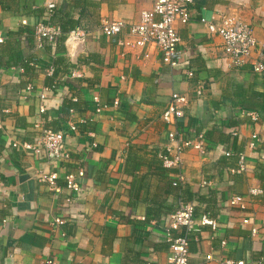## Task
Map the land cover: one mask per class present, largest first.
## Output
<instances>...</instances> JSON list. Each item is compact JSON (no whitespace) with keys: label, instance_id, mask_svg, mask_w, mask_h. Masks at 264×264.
Here are the masks:
<instances>
[{"label":"crops","instance_id":"crops-1","mask_svg":"<svg viewBox=\"0 0 264 264\" xmlns=\"http://www.w3.org/2000/svg\"><path fill=\"white\" fill-rule=\"evenodd\" d=\"M2 1L9 8L0 0L4 42L22 33L9 47L0 43V264H168L165 231L181 202L218 224L189 234V264L264 260V72L234 66L223 39L202 22L240 16L254 31V57L264 61V0H193L190 22L176 26L182 61L174 68L156 45L124 48L125 33L107 38L100 28L104 20L139 22L153 0ZM48 2L56 5L52 16ZM43 16L63 25L64 41L40 44L33 29ZM76 28L82 33L72 39ZM53 86L58 92L43 102ZM173 93L188 99L176 125L162 119ZM95 97L107 107L97 112ZM69 120L78 132L65 140L68 158L23 147L42 127L68 130ZM175 130L195 142L202 136L205 152L188 148L182 164L168 168L160 154ZM80 170L75 195L65 177ZM53 173L54 186L42 180ZM234 196L242 204L231 205Z\"/></svg>","mask_w":264,"mask_h":264},{"label":"built area","instance_id":"built-area-1","mask_svg":"<svg viewBox=\"0 0 264 264\" xmlns=\"http://www.w3.org/2000/svg\"><path fill=\"white\" fill-rule=\"evenodd\" d=\"M192 2L193 0H153L152 9L143 11L139 22L128 24L124 20H104L100 28L107 38L125 33V37L119 40V45L124 48H143L149 44L156 45L162 53L163 62L174 68L182 61V53L178 49L180 37L176 26L177 24L186 25L190 22L189 8ZM46 9L49 12L48 14L52 16L56 5L48 2L46 3ZM202 22L206 25L210 35H217L223 39L224 53L234 66L242 67L245 64H252L255 72H264V61L254 57L257 40L250 24L236 14L223 15L217 24L206 19H203ZM23 23H26V21L24 20ZM81 33L82 31L76 28L70 33L69 37L74 39ZM62 34V28L50 22L46 23L43 20H39L34 25V35L40 44H55ZM4 40V36L0 33V43H3ZM186 74L189 77L193 76L191 71ZM72 75L77 76L76 72H73ZM51 90L52 88H46L41 94L40 97L43 102L47 98V93ZM198 93L201 94V91L199 90ZM94 101L97 103V112L107 107V105H100L98 97H95ZM187 103L188 99L185 95L173 93L168 106L163 111V121L167 124L176 125L178 120L184 115L183 108ZM114 105H119L118 99L114 101ZM45 110V106L41 105L39 111L44 113ZM41 129V134L36 141L23 143V147L36 153L45 151L50 158L55 160L68 158L69 155L64 150L65 140L67 135L78 132L77 124L69 120L68 130L57 131L47 127H42ZM167 138L168 142L165 145V152L160 154V158L164 166L168 168L179 167L182 164L183 151L188 148H195L201 153L205 152L202 136H200L198 142H195L190 139H184L175 130L170 131ZM252 138L255 140L257 136L253 135ZM93 146H96V144L94 143ZM253 147L254 144L251 143L250 148ZM226 155L229 156L230 153L227 152ZM245 167L246 156L241 154L239 170H244ZM77 176H84L83 171L80 170L78 175L69 173L65 177L66 187L75 195L81 192ZM57 177V174L53 173L48 177L43 176L42 180H47L54 186ZM1 188L2 184L0 182ZM251 193L259 194L261 190L253 189ZM72 200L70 197L67 202L71 203ZM242 202L243 198L241 196H234L230 200L231 205L242 204ZM63 223L64 220L61 218L55 220V224L62 225ZM244 223H248V220H245ZM217 225L214 219L205 214L197 219L193 203H179L176 210L171 214L170 223L165 231L167 241L170 242L168 264H189V234L196 231L198 227L211 226L216 229ZM183 229L185 233H179ZM253 232L255 233L256 230H253ZM48 264L54 263L49 262ZM220 264H245V262L242 260H224ZM255 264H264V260H257Z\"/></svg>","mask_w":264,"mask_h":264},{"label":"trees","instance_id":"trees-1","mask_svg":"<svg viewBox=\"0 0 264 264\" xmlns=\"http://www.w3.org/2000/svg\"><path fill=\"white\" fill-rule=\"evenodd\" d=\"M1 4H2V6L4 7V8H6V9H9L8 8V4H6V3H3V1L1 0ZM32 10V9H31ZM28 13L29 14H34V11L32 10L31 12H29L28 11ZM26 14H27V12H26ZM28 15V14H27ZM39 15V14H38ZM42 20L44 21V22H49V20H47L46 19V17L45 16H43V18H42ZM62 32H63V34L58 38V42H61V40L62 41H64V39L66 38V33L67 32H65V28L63 27V25H62ZM22 33V31H21V29H19L18 31H15V32H10L9 33V35L11 36V37H14V38H16V37H18L20 34ZM33 33H34V29H33ZM11 37L6 41V42H4V44H7L8 45V43H9V40L11 39ZM17 39V38H16ZM16 41V40H15ZM8 42V43H7ZM10 45H8V47H9ZM5 47V46H4ZM10 49V48H9ZM23 67H24V69L26 70V71H29L30 70V66H29V63H25V64H23ZM52 88V90L49 92V94H47V98L46 99H48V97H50V96H52V95H55L57 92H58V90H59V88L58 87H56V86H53V87H51ZM74 104L72 103V96H69L68 95V97L64 100V102H63V109L68 113V116L70 115V111H71V109L72 108H74ZM44 113H47V109L45 110V112ZM230 156V155H229Z\"/></svg>","mask_w":264,"mask_h":264}]
</instances>
